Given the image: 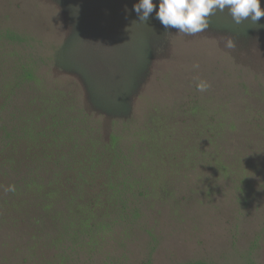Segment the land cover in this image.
Segmentation results:
<instances>
[{
  "label": "rangeland",
  "instance_id": "rangeland-1",
  "mask_svg": "<svg viewBox=\"0 0 264 264\" xmlns=\"http://www.w3.org/2000/svg\"><path fill=\"white\" fill-rule=\"evenodd\" d=\"M138 2L0 0V31L20 36L15 43H0V107L9 104L0 116L26 118L29 110L49 109L60 119L70 116L69 124L77 123L69 122L73 117L84 120L82 133L73 136L80 145L90 144L88 134L103 143L117 133L130 148L140 145L139 133L151 136L156 116L170 122L178 150H166L162 158L166 168L179 172L177 188H157L149 203L144 201L145 216L129 238L116 236L114 253L109 254L110 244L103 255L95 251L93 264H112L113 257L114 264H264V17L236 24L228 9L217 10L206 31L187 36L166 30L155 12L140 21L133 11ZM153 2L158 9L159 0ZM229 37L235 48L225 46ZM22 66L33 67L36 81L13 93L10 84L4 89L3 81H12ZM198 79L211 87L197 91ZM193 106L199 114L192 113ZM213 116L215 127L224 124L231 135L223 160L234 164L239 178L228 171L219 175L209 163L208 153L217 147L207 129ZM37 123L41 127L34 132L44 131V118ZM38 138L24 154L41 149L45 137ZM87 149L65 157H84L90 167L95 150ZM136 154L143 156L142 147ZM31 160L22 159L16 175L21 181L36 165ZM150 171L149 164L141 170ZM9 184L0 175V264L57 260V251L38 237L40 213L27 188L6 192ZM100 187L84 188L85 202L107 199ZM62 189L69 195L81 191ZM71 258L67 264H82L88 256Z\"/></svg>",
  "mask_w": 264,
  "mask_h": 264
},
{
  "label": "trees",
  "instance_id": "trees-1",
  "mask_svg": "<svg viewBox=\"0 0 264 264\" xmlns=\"http://www.w3.org/2000/svg\"><path fill=\"white\" fill-rule=\"evenodd\" d=\"M2 39L15 43L20 36L11 30H5L0 31V43ZM30 68L22 66L21 72L15 74L13 82L6 83L4 80L1 86L7 89L6 86L10 84L11 93L26 84L30 86L33 81H36L33 67ZM2 104L0 111L6 110L9 105L6 101ZM198 110L197 106L192 107L193 114H199ZM28 112L29 116L26 118L25 116L19 117L21 114L16 115L15 113H10L6 119L0 116L2 134L0 136V175L7 176L10 179L9 185H14L15 188H27L29 197L32 196L35 201V207L40 213L35 220L40 225L38 237L44 239L42 241L46 248L47 246L50 249L54 248L58 257L55 261L44 259L43 264H67L71 261L72 255L79 256V253H85L88 256L85 261H80L82 264H93L92 254L95 251L102 255L104 252L107 253L109 244L111 246L109 254L114 253V238L116 236L119 239L120 237L129 238L135 226L144 218L146 213L144 201L146 200L148 204V200L155 196L157 188H177L178 184L176 187L174 184L179 181V172L175 174L173 167L166 168L162 157L166 150H178V148H176L174 134L171 133V124L165 121L162 115L156 116L157 126L152 125L150 137L145 132L144 134L139 133L141 143L138 148L142 147L144 150L142 156L136 154L137 147H128L124 143L125 137L117 133L111 135L108 142L103 141V143L97 137L92 138L93 135L88 134L85 142L89 141L90 144L80 145L82 141L73 137L82 133L80 126L84 120L79 117L69 119L71 123L77 122L69 124L66 118L70 116L66 118L63 116L60 119L49 109L37 108ZM42 118L45 120L44 124L47 123L44 125L45 130L42 129L39 133H35V127H41L37 121H41ZM214 120V116L211 117L210 127L207 129L210 132L209 139L212 143L215 142L217 147L215 146V150L208 153L211 158L209 163L219 175L228 171L230 177L239 178L236 175L237 171L233 168L234 164H227L223 160L227 151L226 142L231 135H227L221 128L224 124L218 125V128L215 127L212 123ZM225 124L230 131H234L233 126ZM75 130L77 133L73 134ZM48 136L50 140L46 143ZM38 137H45V143L42 140L45 148L41 146V149L38 152L34 151L33 155L24 154L23 151L28 152L36 147ZM26 141L29 143L25 144ZM100 144L103 151H107L106 153L100 149ZM46 145L51 146L52 150L49 151ZM87 148L95 150V153H91L94 155L89 160L92 162L90 167L86 166L87 160L84 157H65L66 153L71 155L80 150H90ZM107 153H113V155L109 157ZM31 157V161H34L36 165L30 166V174H26L28 176L21 181L16 175L22 168V159ZM139 157H144L143 161H138ZM147 164L151 171L149 174H142L141 170ZM187 166L189 167L190 164L184 165L185 168ZM239 180V183L244 184V174ZM92 186L105 188L103 195L108 200L102 198L103 202L100 199L85 202L84 197L87 191L82 190ZM68 187L80 188L81 191L76 189L78 192L75 195H69L62 189ZM239 188L242 186L239 185ZM119 241H117L118 246H122ZM111 262L114 264V257ZM183 264L211 263L196 260Z\"/></svg>",
  "mask_w": 264,
  "mask_h": 264
},
{
  "label": "clouds",
  "instance_id": "clouds-1",
  "mask_svg": "<svg viewBox=\"0 0 264 264\" xmlns=\"http://www.w3.org/2000/svg\"><path fill=\"white\" fill-rule=\"evenodd\" d=\"M228 9L234 23L241 24L250 19L257 23L264 17V8L260 0H159L157 9L153 0H139L133 5V11L140 21L147 22L155 12V18L167 29H176L178 33L195 36L206 31L210 26L209 17L217 10L223 12ZM227 48H235V41L229 37ZM198 67V65H194ZM211 87L210 83L198 79L197 91L205 92ZM14 185H8L6 192H15Z\"/></svg>",
  "mask_w": 264,
  "mask_h": 264
}]
</instances>
